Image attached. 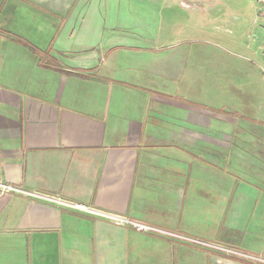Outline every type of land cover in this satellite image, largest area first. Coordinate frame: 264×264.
I'll use <instances>...</instances> for the list:
<instances>
[{
  "label": "crops",
  "instance_id": "crops-1",
  "mask_svg": "<svg viewBox=\"0 0 264 264\" xmlns=\"http://www.w3.org/2000/svg\"><path fill=\"white\" fill-rule=\"evenodd\" d=\"M196 7L0 0V185L85 206L0 186V264H252L171 232L264 254L260 174L164 138L163 51Z\"/></svg>",
  "mask_w": 264,
  "mask_h": 264
},
{
  "label": "rangeland",
  "instance_id": "rangeland-1",
  "mask_svg": "<svg viewBox=\"0 0 264 264\" xmlns=\"http://www.w3.org/2000/svg\"><path fill=\"white\" fill-rule=\"evenodd\" d=\"M190 1L195 6L207 5L208 9L196 7L171 21L174 44L163 51L167 74L165 93H168L164 95L168 99H163V106L158 104L167 110L164 138L186 148L196 138L210 140L215 153L225 149L227 166L233 154L236 159L242 155L239 162L250 165L255 170L252 173L264 179V21L257 16V3L255 0ZM175 92L176 98L168 97ZM3 185H0L2 190L32 195L9 184ZM215 186H221L216 176ZM59 200L56 202L63 204ZM70 206L78 208L74 204ZM167 235L229 259L264 264V254L222 238L207 241L173 232Z\"/></svg>",
  "mask_w": 264,
  "mask_h": 264
},
{
  "label": "built area",
  "instance_id": "built-area-1",
  "mask_svg": "<svg viewBox=\"0 0 264 264\" xmlns=\"http://www.w3.org/2000/svg\"><path fill=\"white\" fill-rule=\"evenodd\" d=\"M257 3V7H256V12H257V16L258 18H261L264 21V0H255ZM3 187H10V186H5L3 185ZM32 195H35L37 197H42V199L46 200V201H58L59 199H55L53 197L47 196V195H38L35 193H31ZM59 202H62L63 204H69L68 202H64L62 200H59ZM76 207L78 208H83V205L81 204H74ZM127 223H130L133 227H135L137 230H152V231H157L156 228H153L151 226L142 224V223H135V222H131L129 220H126Z\"/></svg>",
  "mask_w": 264,
  "mask_h": 264
}]
</instances>
